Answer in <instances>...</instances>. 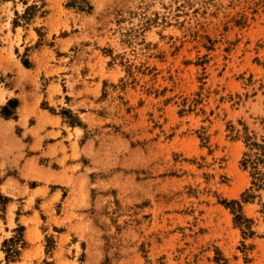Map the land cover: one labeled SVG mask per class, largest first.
<instances>
[{
  "label": "rangeland",
  "instance_id": "1",
  "mask_svg": "<svg viewBox=\"0 0 264 264\" xmlns=\"http://www.w3.org/2000/svg\"><path fill=\"white\" fill-rule=\"evenodd\" d=\"M0 264H264V0H0Z\"/></svg>",
  "mask_w": 264,
  "mask_h": 264
},
{
  "label": "trees",
  "instance_id": "2",
  "mask_svg": "<svg viewBox=\"0 0 264 264\" xmlns=\"http://www.w3.org/2000/svg\"><path fill=\"white\" fill-rule=\"evenodd\" d=\"M9 250H10V253H11V254L17 252V248H16V247H12V248L9 249Z\"/></svg>",
  "mask_w": 264,
  "mask_h": 264
}]
</instances>
